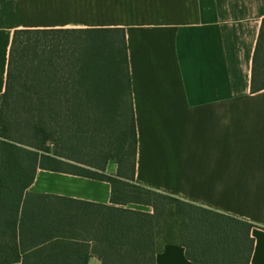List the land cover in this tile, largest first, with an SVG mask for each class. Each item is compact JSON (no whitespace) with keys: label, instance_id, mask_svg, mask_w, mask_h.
Instances as JSON below:
<instances>
[{"label":"crops","instance_id":"0c3cea01","mask_svg":"<svg viewBox=\"0 0 264 264\" xmlns=\"http://www.w3.org/2000/svg\"><path fill=\"white\" fill-rule=\"evenodd\" d=\"M263 17L264 0H0V95L14 29L123 28L134 181L251 222L250 264H264V88L250 82ZM104 169L115 175V160ZM111 190L105 180L37 168L25 217L51 215L57 201L110 204ZM144 206L133 208L151 212ZM154 261L191 264L176 243ZM86 264L101 263L91 255Z\"/></svg>","mask_w":264,"mask_h":264},{"label":"trees","instance_id":"16d2710c","mask_svg":"<svg viewBox=\"0 0 264 264\" xmlns=\"http://www.w3.org/2000/svg\"><path fill=\"white\" fill-rule=\"evenodd\" d=\"M250 82L253 91L264 88V17ZM113 101L118 117L98 119ZM125 109L128 122L120 115ZM117 135L121 153L109 175L103 145ZM100 155L101 163L92 162ZM135 158L124 29H14L0 95V256L14 250L15 257L0 264H86L91 255L101 264H155L166 243L184 247L191 264H250L251 222L137 184ZM37 168L108 181L110 204L57 201L51 215L42 210L26 218ZM130 202L151 212L125 208ZM168 216L176 217L171 238L164 233Z\"/></svg>","mask_w":264,"mask_h":264},{"label":"rangeland","instance_id":"374dc122","mask_svg":"<svg viewBox=\"0 0 264 264\" xmlns=\"http://www.w3.org/2000/svg\"><path fill=\"white\" fill-rule=\"evenodd\" d=\"M121 56H119V59H120ZM126 98H127V95H126ZM115 101L111 102L110 104H107L104 108L101 107V114L103 115V117L98 114L97 117L98 119L100 120H103L105 122H107V120L111 119V118H115V117H118L116 116V111L114 110V107L116 108L115 106ZM126 111V109H125ZM125 114V115H124ZM120 115H122L124 121H127L128 122V112L126 111V113L124 111L121 110L120 112ZM118 123L120 124V122L118 121ZM118 138H115L112 142V144H107V145H103V153L104 155H108L111 157V159L114 157V156H117L119 153H121V150H119V141H120V138H122V136L120 135H117ZM127 152L130 153V147H127ZM101 160H102V156H95L92 160V162L94 163H101ZM128 189V187H127ZM130 189V187H129ZM126 195H128V193H126ZM134 204H137V203H126L124 205L125 208H129V209H134V210H137L134 207ZM147 206V207H146ZM143 209H151L150 206L148 205H145L143 207ZM139 211H144V212H149V211H146V210H139ZM175 216H168L166 218V221H165V226H164V233H166L168 235V237H175V228H173V222L175 221L176 217L174 218ZM162 241L163 240H159L158 241V244L161 245L162 244ZM15 251L13 250L12 253H9L7 255H1L0 256V260H3V259H11V258H14L15 255L13 254Z\"/></svg>","mask_w":264,"mask_h":264}]
</instances>
